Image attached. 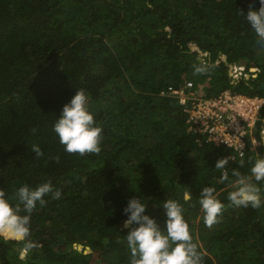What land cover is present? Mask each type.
Segmentation results:
<instances>
[{
  "label": "trees",
  "instance_id": "obj_1",
  "mask_svg": "<svg viewBox=\"0 0 264 264\" xmlns=\"http://www.w3.org/2000/svg\"><path fill=\"white\" fill-rule=\"evenodd\" d=\"M250 2L0 0V187L12 203L24 183L51 181L62 193L32 211L34 247L25 260L24 242L0 235V264H130L121 209L132 195L150 199L148 211L161 224L155 205L179 200L203 264H264V207L232 206L214 167L228 157L229 169L247 172L264 155L260 123L256 148L247 139L238 156L189 128L178 98L167 93L190 80L197 98L224 89L264 98V44L238 11L246 14ZM192 45L207 53L202 61ZM241 60L244 73L233 78L229 65ZM80 88L103 129L99 153L66 152L52 131ZM209 185L225 204L211 227L198 204Z\"/></svg>",
  "mask_w": 264,
  "mask_h": 264
},
{
  "label": "clouds",
  "instance_id": "obj_2",
  "mask_svg": "<svg viewBox=\"0 0 264 264\" xmlns=\"http://www.w3.org/2000/svg\"><path fill=\"white\" fill-rule=\"evenodd\" d=\"M238 11L258 37V43L264 44V0H251L246 14ZM195 71L203 72L206 69L196 67ZM88 100L85 89H75L52 124V131L66 152L83 155L101 150L103 129L95 122ZM31 150L38 157L44 154L39 144H33ZM228 164V157H221L215 160L214 167L221 172L220 181L227 182L231 189L227 194L231 205L254 209L264 207V155L258 154L245 173L229 169ZM48 195L53 199H60L62 195L51 181L35 187L27 183L20 185L15 191V203L10 202L5 189L0 187V235L24 242L19 252L21 261L34 247L27 239L31 213L38 204L46 203L45 197ZM149 200L144 195H132L121 209L123 225L128 229L123 236L130 251V264H203L202 254L185 219L184 205L177 199L167 197L155 205L163 212L161 224L148 211ZM182 200L189 204L192 202V193L187 187L183 190ZM198 204L203 213V222L208 227L218 222L225 208L216 187L211 185L200 190Z\"/></svg>",
  "mask_w": 264,
  "mask_h": 264
},
{
  "label": "built area",
  "instance_id": "obj_3",
  "mask_svg": "<svg viewBox=\"0 0 264 264\" xmlns=\"http://www.w3.org/2000/svg\"><path fill=\"white\" fill-rule=\"evenodd\" d=\"M229 67V74L233 78H238L244 73L242 64H230ZM192 87V81L187 80L181 85L167 89L168 94L178 98L183 111L187 113L189 128L207 133L208 140L215 144L223 143L241 156L246 151L247 139L251 142L250 149L256 148L258 142L255 130L260 123L259 134L264 144V118L260 117L264 98L230 89H224L214 97L197 98Z\"/></svg>",
  "mask_w": 264,
  "mask_h": 264
},
{
  "label": "water",
  "instance_id": "obj_4",
  "mask_svg": "<svg viewBox=\"0 0 264 264\" xmlns=\"http://www.w3.org/2000/svg\"><path fill=\"white\" fill-rule=\"evenodd\" d=\"M192 49H195V50H198V53H199V56L206 53V52H202L201 50H199L196 46L192 45ZM223 56V60L226 59L225 55H222ZM199 60L202 61V58L201 57H198ZM241 63L245 64V60H241ZM253 69V68H252Z\"/></svg>",
  "mask_w": 264,
  "mask_h": 264
},
{
  "label": "rangeland",
  "instance_id": "obj_5",
  "mask_svg": "<svg viewBox=\"0 0 264 264\" xmlns=\"http://www.w3.org/2000/svg\"><path fill=\"white\" fill-rule=\"evenodd\" d=\"M199 57H201L202 59H204V55L203 56L200 55ZM221 57L223 58V56H221ZM229 69H230V67H229ZM78 247L80 248L81 246H78Z\"/></svg>",
  "mask_w": 264,
  "mask_h": 264
}]
</instances>
